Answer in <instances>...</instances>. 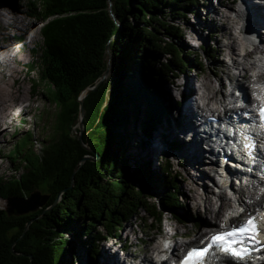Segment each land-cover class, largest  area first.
Segmentation results:
<instances>
[{
    "label": "trees",
    "instance_id": "16d2710c",
    "mask_svg": "<svg viewBox=\"0 0 264 264\" xmlns=\"http://www.w3.org/2000/svg\"><path fill=\"white\" fill-rule=\"evenodd\" d=\"M200 3L29 0L21 4L19 11L47 21L28 26L33 33L29 43L34 45L32 59L25 66L38 75L33 87L46 85L52 96L62 92L56 98L57 107L63 98L75 103L76 118L82 113L79 99L91 90L84 99L83 141L63 129L42 154L37 155L30 147L26 154L20 149L12 154L42 181L41 185L48 184V192L41 194L45 207L35 213L20 216L0 209V264H81L75 253L66 255V245L87 243L92 264H100V242L116 238L123 224L141 208H148L158 223L164 213L183 210L170 162L155 175L148 164L144 165L139 171L142 183L136 189L129 179L127 152L130 146L133 148L134 139L130 125L140 121L141 133L149 135L162 116V106L159 111L157 104L161 102L162 80L186 76L192 64L181 50V26L168 21H187ZM167 36L171 38L169 43L164 40ZM109 51L114 82L112 86L109 81L99 85L109 67ZM201 52L196 62L204 69L211 56L206 48ZM75 121L69 125H75ZM182 142L177 136L167 145L180 150ZM4 182L0 179V199L26 198L19 190L9 188L15 185L24 191L26 181L22 176L14 177L9 186ZM31 187V194L40 193L35 183ZM147 190L158 194V201L151 207Z\"/></svg>",
    "mask_w": 264,
    "mask_h": 264
},
{
    "label": "rangeland",
    "instance_id": "374dc122",
    "mask_svg": "<svg viewBox=\"0 0 264 264\" xmlns=\"http://www.w3.org/2000/svg\"><path fill=\"white\" fill-rule=\"evenodd\" d=\"M14 1L15 0H0V11H2V13L7 12L9 14L7 16H10V18L15 20L13 25L9 24L8 27H4L2 30H0V47L4 46L11 49L13 55L17 59V64L13 66L17 70V76L19 80L22 82V94L20 95V98L23 99L19 101V103L17 102V104H15L14 110L12 111L15 116H13L11 119L8 118L10 126H7L5 138L0 139V179H4V183L9 186L8 183L11 182L14 177L22 176L26 181L25 184H23L24 191L20 189L21 187H17L15 185L12 187L9 186V188L14 189V191L19 190L23 195H26V198H28L31 197V183H35L37 186L35 189L37 188L36 190L40 191V194H46L48 192V184L41 185L40 183H42V181L37 179L33 172L27 169L25 164L20 162V158L18 160L13 159L11 157L12 154L17 152L18 149L22 150V153L25 152L26 154L29 147L33 149L37 155L42 154L43 149L50 142H52L54 138L59 137L62 134L63 129L70 132L72 136H79L81 138V134H83L85 126L84 121H81L83 118L82 114H79V117L76 118L77 107L75 103H70L66 101V98H63L62 105L59 103V107H57L55 103L56 98L62 92L58 94L55 93L57 92V89H54L53 87L54 93L56 95L52 96V94L48 92L46 85L42 84L37 88L33 87V83L38 81V75L29 72L25 66L32 59L30 50L34 45V42L29 43L31 39L30 37L33 35L32 30L30 31L29 29V25L32 23L44 25L47 21L31 18L27 15L26 11H19L21 4L26 2L28 3L29 0H19L16 2V4H14ZM257 2L264 3V0H258ZM238 5H240L239 0H201L199 7L195 9V12L190 17H188L187 21L183 22L179 20L175 23H173L172 20L168 21L170 24L181 26V32L183 36V39H180V44L182 42L181 50L185 53V55L188 56V58H190L192 64L190 68H188V74L186 76H179L177 79H166L165 77L162 80L159 87V100H161V102H157V104H159V111L161 104L163 112L161 113L162 116L159 117L158 123L153 127L151 132L156 130L157 127L163 122H167L168 116H170L167 113V109L165 108V103L167 104V93L163 87L169 86L170 89L172 88V92L174 91L175 94L174 103H183L185 100L181 98V95H187V88L184 85L185 82H188L190 79L192 81L193 89L195 90V83L197 82L198 78L203 75V73V76L207 77L210 75L212 70L220 73L227 70V66L223 67V65L226 64L225 61L227 60L228 50H222L220 47L221 45L225 47L224 44L229 42L228 36L230 33H232V31L229 30L226 34L223 26L224 23L227 24L226 21L222 20L221 16H218L217 18V16L213 15L211 12L220 9L222 12L227 14L229 13L228 7L237 8ZM260 9L261 8L255 9V12L259 14V18L256 21L258 23L263 17V15H261L263 11ZM216 18L218 21H216ZM216 22H218V24H216ZM193 36H195L196 39H193ZM170 39L171 38L168 36L164 38L167 43L170 42ZM183 42H185L186 45L183 44ZM201 48H206L211 56V60H207L204 63V70L200 69L196 62L198 58L197 55H202ZM112 57V53L109 51L106 57L109 67L108 70L105 71L102 79L99 82V85H101L103 82L109 81L110 86H112V83L114 82L112 74L114 64ZM203 59L205 60V58ZM22 61L25 63L24 65ZM2 82H13L9 72L4 68H0V83ZM178 82H180L182 85V88L179 91L173 89L174 84ZM249 83L251 84V82ZM108 96H110L109 93ZM171 100L173 101V97ZM177 108L181 109L182 106L179 107L178 104L174 109V114H172L173 111L170 108L171 114L173 115L172 118L174 119V122L182 125L185 119L182 117L183 114L181 115ZM182 110H184V108H182ZM74 120H76L75 125H69L70 121L74 122ZM188 121H186L187 123H185L184 126L189 124ZM175 127L176 126H174V129ZM130 129L133 132L134 137L133 143H131L133 144V148L131 146L129 147L127 155L130 164L129 179L132 185H134V188L137 189L139 184L142 183V178L139 174V171L146 164L149 165L150 173L155 175L156 173H162L167 161H169L172 165V175L177 177L176 184L183 210L177 214L164 213V215H162V221L159 224H155L154 229L159 228V234L161 235L168 233L173 236L174 234L175 241H184L186 239L195 238L197 231L205 226V223L208 219L219 221L218 219L222 216L216 218L214 213H209L205 205L199 204L201 199H194L193 196L196 197V194L193 191L191 192V190L188 188V183L190 182L191 177L190 171H192L191 174H195L199 179H204L203 174L206 172L211 174V170L209 168L210 163L206 164L205 162L204 164L201 162L203 157L206 158V161L210 160L206 151L208 146L207 142L203 141L199 146L201 154L196 153L193 155L190 150H187L189 147L188 141H191L192 138L191 135H189L190 133H181L179 131V127H176L174 135L175 137L178 136V138L183 141V147L179 150V152L177 149V153H173L170 148H168V150L166 148L165 150L161 149L158 156L151 159L150 155L145 152L148 147L147 141L151 136V132L149 135L142 134L140 131V121L138 124H131ZM187 130L189 131L188 128ZM20 145L22 147H20ZM215 166L213 169H216ZM211 175L212 176L206 181L210 196L212 191H215V188L217 187V181L219 177L217 173L214 174V177L213 172ZM199 192H203V187L199 189ZM157 195L158 194L152 191H146L149 207L158 201ZM0 201L4 202L3 206L0 205V209L9 208L10 205L8 200L6 201L0 199ZM215 201V203H217L218 199H215ZM45 205L46 204L44 203V205L41 206L37 211L44 208ZM214 205L212 209H216L218 203L215 206ZM149 215L150 211L148 208H141L138 214L134 215V217L123 224L122 228H120V230L117 232L118 236L116 238L108 237L105 241H101L98 245L101 254L98 257L97 262L104 264L105 259L109 257L111 258L114 255L131 260L134 257L136 250H146L147 246L145 243H143V241H141L139 244L138 249L136 246L139 243L137 240L139 237H145L144 241L148 243L151 240L150 236L156 231L150 230L153 219ZM176 219L178 220L176 221ZM101 230L105 232L104 228L102 227ZM183 232H185L187 235H183ZM66 236H70L69 233H66ZM89 247V243H87L85 246L67 244L66 255L73 252L75 253V258H77L81 264H92L87 252ZM125 247H127V250L124 251ZM122 249L123 252H121ZM185 251L186 250L180 254L181 257ZM78 261L76 260V262ZM125 264H127V262Z\"/></svg>",
    "mask_w": 264,
    "mask_h": 264
},
{
    "label": "bare ground",
    "instance_id": "6f19581e",
    "mask_svg": "<svg viewBox=\"0 0 264 264\" xmlns=\"http://www.w3.org/2000/svg\"><path fill=\"white\" fill-rule=\"evenodd\" d=\"M257 1L258 0H244L243 4L245 9H252L256 15L255 18L252 17L248 20L249 29H252L254 32L258 31V33H252L253 31L251 30V32L249 30L247 33V37L249 42H251L252 44L257 42L262 43L261 46H257V48L255 49V53H258L259 55L257 57H252L250 55L251 57L248 59H241L236 57L234 61V68L228 66L226 62L228 61V59L225 61V66H227L226 73L228 75H232V78L235 81L238 90L241 89V91L244 92V94H246L247 96L245 107L238 108L233 115V119L235 120L233 127L236 130V139L232 138L230 133L224 132L223 134H221V139L226 140L225 138H228L229 144L227 153H230V150L232 148V154L230 156L231 160L229 162H224L226 166L225 170L228 175L221 176L217 171L220 166V159L213 158L209 161H206V158L203 157V159L201 160V162L204 164L205 162L206 164L210 163L209 168L211 170V174L213 172V177L215 173L220 176L222 181L221 187L219 188V190H221V195L219 196L215 194V191H212L210 196L208 184L206 183V181L212 175L207 172L203 174L204 179H199L195 174H191L192 171H190L191 177L190 182L188 183V188L191 190V192L193 191L196 194V197L193 196L194 199L197 200V198H200L201 202H199V204L205 205L209 213H214L216 215V218H219L220 216L222 217L218 219L219 221L208 219L205 223V226L202 229L198 230L197 234L195 235L196 237L192 239L175 241V235L173 234L172 236L171 234L167 233V236H169L173 240V248L167 264H177L178 259L181 257L180 254L183 253L184 250L188 251L191 248L203 245L212 231H215L217 229L219 230L221 229V225L226 224L228 216H235V219L231 221L232 223L239 224L242 223V219L246 216L248 217L250 215H256L260 209L264 208V194L261 191L262 186L264 185V145L263 137L261 135V130L258 124L259 116L254 108L257 102V98L255 97V95L251 94V85H249V82H251V84L256 82V75L254 73L264 72V20L262 19L259 23L256 22L259 18V14L255 12V9L261 8L260 10L263 11L261 15H263L264 17V3H258ZM228 10L229 13L227 14H225V12H222L220 9L211 12L213 15H216L217 18L218 16H221V19L226 21L227 24L224 23L223 25L226 34L229 30L232 31L233 29L231 23L229 24V21L232 17L231 13L239 12V14H241V12L244 11L243 8L237 10V8L233 7H228ZM0 12V30H2L4 27H8L9 24L13 25L15 23L14 19L10 18V16H7L9 15L7 12ZM217 18L216 21H218ZM216 24H218V22H216ZM231 36L232 33H230L228 36L229 42L225 43L228 46L224 44L225 47H223V45H221L220 48L222 50L227 49L226 47H232L235 52L237 44H235L236 42L230 41ZM193 39H196V37L193 36ZM232 40H234V37L232 38ZM1 47L0 68L6 69V71L9 72L10 77L13 79L12 83H0V139H4L7 126H10L8 118L11 119L13 116H15L12 113V111L14 110V106L23 98H20V95L22 94V82L19 80L17 76V70L13 66L17 64V59L13 55L11 49L4 46L2 48ZM188 87L187 95H181V98L185 100L183 102V105H181L184 110H182V108H177L180 114H183L182 117L185 119L182 125L174 122V119L172 118L174 109L178 105L174 103V91L172 92V88L170 89L169 86L163 87L167 93V104L165 103V108L167 109V113L170 116H168V121L160 124L156 130L152 131L153 133L151 132V138H148V147L145 152L150 155L151 159L158 156L161 149L165 150L166 148L168 150L167 140H172L175 138L174 133L176 127H179V131L181 133H190L189 135H191L192 138L191 141H188L189 147L187 148V150H190L193 155H195L196 153L201 154L199 146L203 141L205 142V140L208 141L210 139L207 130H202L204 125L202 120L199 118L201 117L200 107L198 104L199 101L194 95V91H196V89L198 88L196 87L195 90L193 89L192 81L190 79L188 81ZM181 88L182 85L180 84V82L174 84L173 89L179 91L181 90ZM256 88L260 89L261 92L264 91V85L258 84ZM172 97L173 101L171 100ZM237 103H241V101H238ZM170 108L173 111L172 114ZM186 121H188L189 124L187 126H184V124L187 123ZM174 126H176L175 129ZM186 127L189 129V131ZM201 134H204L207 137H204L203 135L201 136ZM248 144H252V146H255V150L253 152H250V148H246ZM171 151L173 153H177V151L179 152V150L176 151L173 149H171ZM226 156L229 157L228 154ZM214 166L216 169H213ZM201 187H203V192H199V189ZM224 189L232 191L235 199H229L228 194L224 191ZM215 199H218V202H221V205L216 209H212L213 205H216L218 203H215ZM183 235L187 234L183 232ZM228 260L229 259L226 256L216 253L211 261V264H227ZM126 262L127 258L124 259L123 257H120L118 255H114L111 258L109 257L104 260V264H125ZM233 264H264V250L261 252L259 251L251 257L241 260V262L239 263L233 262Z\"/></svg>",
    "mask_w": 264,
    "mask_h": 264
},
{
    "label": "snow or ice",
    "instance_id": "6c2138e0",
    "mask_svg": "<svg viewBox=\"0 0 264 264\" xmlns=\"http://www.w3.org/2000/svg\"><path fill=\"white\" fill-rule=\"evenodd\" d=\"M260 118L264 121V104L259 109ZM224 228V225H221ZM260 229L257 224V218L252 216L240 226H233L229 230L220 231L213 235L207 245L202 248H192L184 258L181 260V264H207V260L210 252L213 248L230 253L236 257H242L243 249L239 246L243 245L245 240L253 243L260 244L261 241L258 239Z\"/></svg>",
    "mask_w": 264,
    "mask_h": 264
},
{
    "label": "water",
    "instance_id": "95a60500",
    "mask_svg": "<svg viewBox=\"0 0 264 264\" xmlns=\"http://www.w3.org/2000/svg\"><path fill=\"white\" fill-rule=\"evenodd\" d=\"M91 89H89L88 91H90ZM88 91L85 92L82 96V98H80V103H81V110H82V122L84 121V113H85V109H84V99L86 98L87 94H88ZM81 141H83V134H81ZM43 196H41V194L39 192H33L31 194V197H28V198H21V197H18V198H12V199H9L8 202H9V208L7 210V212L9 214H13V213H16L20 216L22 215H26V214H29L31 213L32 211H37L41 206L44 205L45 203V199L42 200Z\"/></svg>",
    "mask_w": 264,
    "mask_h": 264
}]
</instances>
